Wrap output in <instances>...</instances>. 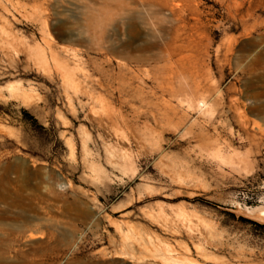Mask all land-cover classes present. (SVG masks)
I'll list each match as a JSON object with an SVG mask.
<instances>
[{
    "label": "rangeland",
    "instance_id": "obj_1",
    "mask_svg": "<svg viewBox=\"0 0 264 264\" xmlns=\"http://www.w3.org/2000/svg\"><path fill=\"white\" fill-rule=\"evenodd\" d=\"M242 1L0 0V264H264Z\"/></svg>",
    "mask_w": 264,
    "mask_h": 264
},
{
    "label": "bare ground",
    "instance_id": "obj_2",
    "mask_svg": "<svg viewBox=\"0 0 264 264\" xmlns=\"http://www.w3.org/2000/svg\"><path fill=\"white\" fill-rule=\"evenodd\" d=\"M245 1H247V0H243L242 2H236V4L237 5H242ZM230 28H234V26L232 27H230ZM254 32H256V29L255 28H249L247 25L243 28V33H242V35L243 36H247V37H251L252 35H253V33ZM244 38H246V37H244ZM231 39V38H230ZM261 39H262V37H261ZM253 41V40H252ZM234 42H237V39H235V41ZM256 41H254L253 43L255 44V45H257V43H255ZM232 44L233 43H229V46H228V48L227 49H231V47H232ZM250 44V43H249ZM261 51V50H260ZM260 53V52H259ZM258 55V54H257ZM259 57V56H258ZM258 57H256V59L258 58ZM259 60V58L257 59V61ZM108 118H110L112 121H114L115 120V118H114V116H112V115H108ZM116 124V123H115ZM259 216L260 217H263L264 218V210H262V211H260V214H259ZM258 216V217H259ZM257 217V218H258ZM259 217V218H260ZM261 219V218H260Z\"/></svg>",
    "mask_w": 264,
    "mask_h": 264
},
{
    "label": "trees",
    "instance_id": "obj_3",
    "mask_svg": "<svg viewBox=\"0 0 264 264\" xmlns=\"http://www.w3.org/2000/svg\"><path fill=\"white\" fill-rule=\"evenodd\" d=\"M227 214L229 216H232V217H236V215L234 213H231V212H227ZM240 220L242 221H247L249 222L250 224H252L254 227H255V235L261 237V238H264V224H260L256 221H252V220H248V219H245L243 217H239Z\"/></svg>",
    "mask_w": 264,
    "mask_h": 264
}]
</instances>
